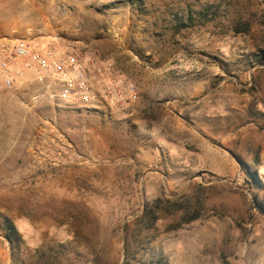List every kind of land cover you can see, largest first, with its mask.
<instances>
[{
  "label": "rangeland",
  "instance_id": "1",
  "mask_svg": "<svg viewBox=\"0 0 264 264\" xmlns=\"http://www.w3.org/2000/svg\"><path fill=\"white\" fill-rule=\"evenodd\" d=\"M16 19L122 83L0 90V264H264V0H0Z\"/></svg>",
  "mask_w": 264,
  "mask_h": 264
},
{
  "label": "built area",
  "instance_id": "2",
  "mask_svg": "<svg viewBox=\"0 0 264 264\" xmlns=\"http://www.w3.org/2000/svg\"><path fill=\"white\" fill-rule=\"evenodd\" d=\"M27 73L40 81H57L58 88L51 98L58 101L94 106L112 102L117 97L121 81L102 83L94 88V79L100 75L93 62L83 61L73 50L59 51L54 47H35L23 40H0V90L15 88L19 79ZM134 95V86H129ZM36 95L33 98L38 99Z\"/></svg>",
  "mask_w": 264,
  "mask_h": 264
},
{
  "label": "crops",
  "instance_id": "3",
  "mask_svg": "<svg viewBox=\"0 0 264 264\" xmlns=\"http://www.w3.org/2000/svg\"><path fill=\"white\" fill-rule=\"evenodd\" d=\"M40 20L42 19L40 18ZM1 39L23 40L39 48L51 46V44L55 43L52 30L47 24L31 28L29 24L22 23L20 19L0 23Z\"/></svg>",
  "mask_w": 264,
  "mask_h": 264
},
{
  "label": "trees",
  "instance_id": "4",
  "mask_svg": "<svg viewBox=\"0 0 264 264\" xmlns=\"http://www.w3.org/2000/svg\"><path fill=\"white\" fill-rule=\"evenodd\" d=\"M192 219H194V218H192ZM127 226H128V225L125 226V230L127 229ZM9 231H10V232H11V231L13 232V228H9ZM13 233H14V232H13ZM8 238H9V237H8Z\"/></svg>",
  "mask_w": 264,
  "mask_h": 264
}]
</instances>
